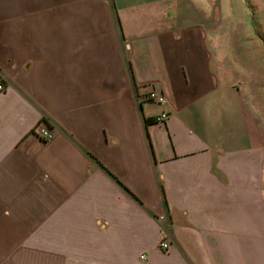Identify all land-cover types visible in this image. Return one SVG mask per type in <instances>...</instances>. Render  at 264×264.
<instances>
[{
	"label": "crops",
	"instance_id": "0c3cea01",
	"mask_svg": "<svg viewBox=\"0 0 264 264\" xmlns=\"http://www.w3.org/2000/svg\"><path fill=\"white\" fill-rule=\"evenodd\" d=\"M211 1L0 0V264H264V0Z\"/></svg>",
	"mask_w": 264,
	"mask_h": 264
},
{
	"label": "rangeland",
	"instance_id": "374dc122",
	"mask_svg": "<svg viewBox=\"0 0 264 264\" xmlns=\"http://www.w3.org/2000/svg\"><path fill=\"white\" fill-rule=\"evenodd\" d=\"M206 1H208V3L212 2L211 0H206ZM208 3H204V4H208ZM208 5H213V3H209ZM244 5L245 6H243V7H249L250 6V4L246 6L245 3H244ZM227 6H237V1H233L231 5H227ZM255 6H253V7H255ZM254 13L255 12H253V13L250 12V14H252V15H250L251 18L249 17L250 18L249 19L248 17H245L244 20L247 21L246 22L247 26H249L248 21L251 22V20H252V22L254 23L253 25L255 26L257 32L255 33L256 36L252 35V38L256 37V38L260 39V41H257V43H259V45L261 46V45H264V15H263V13H260L258 16H255ZM262 48L263 47L261 46V49ZM247 59L249 62V64H247L248 66L246 68L245 67H241V68L243 69V71L245 69H247V71L249 72V74L247 75L248 80L252 81V83H254V85H256L258 90H259L258 93L256 94L257 111H255V112H256V115L258 117V121L261 123V126H260L261 127L260 145H261V149L264 150V50L263 51L260 50V54H259V60L260 61L259 62H258V59L253 60L251 53H250V58L248 57ZM257 72H258V74H257ZM149 94L145 95L146 96L145 100H147V101H150L149 99H147L149 97ZM249 94L253 95L252 92ZM37 127H39V126H37Z\"/></svg>",
	"mask_w": 264,
	"mask_h": 264
},
{
	"label": "built area",
	"instance_id": "2783aa9c",
	"mask_svg": "<svg viewBox=\"0 0 264 264\" xmlns=\"http://www.w3.org/2000/svg\"><path fill=\"white\" fill-rule=\"evenodd\" d=\"M5 89V84L4 82L1 80L0 82V92L3 91ZM148 99L150 101H154V102H158V104H164L165 103V98L163 96H159V94H156L154 92H151L149 94ZM167 119V115L163 114L161 118L158 119V121L163 122ZM35 135L39 136L41 139L43 140H51L54 136V133H52L51 131H49V129L44 128V127H37L34 130ZM165 218H162L161 220H164ZM163 235L165 238H163V241L161 242V249L162 250H168V248L170 247L169 245V241L166 239L167 234L166 231L163 232ZM142 258H145V256H143Z\"/></svg>",
	"mask_w": 264,
	"mask_h": 264
},
{
	"label": "trees",
	"instance_id": "16d2710c",
	"mask_svg": "<svg viewBox=\"0 0 264 264\" xmlns=\"http://www.w3.org/2000/svg\"><path fill=\"white\" fill-rule=\"evenodd\" d=\"M150 122H153V119H148V120L146 121V124H149Z\"/></svg>",
	"mask_w": 264,
	"mask_h": 264
}]
</instances>
